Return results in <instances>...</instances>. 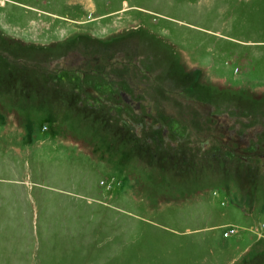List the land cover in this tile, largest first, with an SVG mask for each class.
Returning <instances> with one entry per match:
<instances>
[{
  "label": "rangeland",
  "instance_id": "rangeland-1",
  "mask_svg": "<svg viewBox=\"0 0 264 264\" xmlns=\"http://www.w3.org/2000/svg\"><path fill=\"white\" fill-rule=\"evenodd\" d=\"M257 153L264 0H0V264H264Z\"/></svg>",
  "mask_w": 264,
  "mask_h": 264
},
{
  "label": "crops",
  "instance_id": "crops-1",
  "mask_svg": "<svg viewBox=\"0 0 264 264\" xmlns=\"http://www.w3.org/2000/svg\"><path fill=\"white\" fill-rule=\"evenodd\" d=\"M236 116H237V114L235 113V117ZM10 166H12V165L10 164ZM10 166H9L10 169L0 170V179H4V180L5 179H8V180H11L10 178H12V177L7 176L6 174H13V175L17 176L16 175V170H13Z\"/></svg>",
  "mask_w": 264,
  "mask_h": 264
},
{
  "label": "flooded vegetation",
  "instance_id": "flooded-vegetation-1",
  "mask_svg": "<svg viewBox=\"0 0 264 264\" xmlns=\"http://www.w3.org/2000/svg\"><path fill=\"white\" fill-rule=\"evenodd\" d=\"M123 53V52H122ZM102 61V60H101ZM134 61V60H133ZM108 63V62H107ZM138 63V61H136L135 62V65H136V67H137V64ZM137 70H139L138 69V67H137ZM156 70H160L159 68H157ZM85 89V88H84ZM90 91V90H89ZM92 94H94L93 93V90L92 91H90ZM204 114H206V113H204ZM262 128H260L259 130H261ZM163 133H164V135L166 134V132H165V129H164V131H163ZM241 141H247V138H245V135H241ZM220 146H223V143L220 145ZM232 150V149H231ZM233 151V150H232ZM262 157H264V154H261V153H257V158H262Z\"/></svg>",
  "mask_w": 264,
  "mask_h": 264
},
{
  "label": "trees",
  "instance_id": "trees-1",
  "mask_svg": "<svg viewBox=\"0 0 264 264\" xmlns=\"http://www.w3.org/2000/svg\"><path fill=\"white\" fill-rule=\"evenodd\" d=\"M87 104H88V106L92 107V105H90L89 103H87ZM95 109H97V108L95 107Z\"/></svg>",
  "mask_w": 264,
  "mask_h": 264
}]
</instances>
